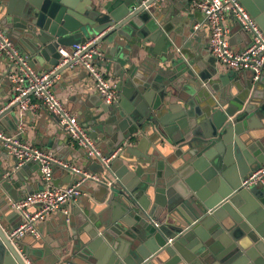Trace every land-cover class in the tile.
Listing matches in <instances>:
<instances>
[{
  "label": "water",
  "instance_id": "water-1",
  "mask_svg": "<svg viewBox=\"0 0 264 264\" xmlns=\"http://www.w3.org/2000/svg\"><path fill=\"white\" fill-rule=\"evenodd\" d=\"M159 1L0 0V28L36 73L75 70L60 48L94 39L118 97L85 128L109 152L127 143L99 165V204L75 229L65 217L52 255L10 236L0 199V264H264V183L241 185L264 163V132H254L264 128V70L239 85L185 42L190 9L168 26ZM239 1L264 33V0ZM133 51L145 52L139 65ZM10 100L0 94V124L16 118ZM39 166L0 167V191L29 168L41 176Z\"/></svg>",
  "mask_w": 264,
  "mask_h": 264
},
{
  "label": "built area",
  "instance_id": "built-area-1",
  "mask_svg": "<svg viewBox=\"0 0 264 264\" xmlns=\"http://www.w3.org/2000/svg\"><path fill=\"white\" fill-rule=\"evenodd\" d=\"M191 8L203 15L202 22L209 30L208 52L218 63L233 71H250L257 80L264 70V33L255 23L239 0H190ZM232 17L250 35V42L240 51H234L229 42L230 29L227 17ZM197 25L196 28H198ZM94 39L75 43L59 50L61 64L71 61V66L82 67L91 77L92 84L106 104L116 102L118 90L116 83L109 80L97 67L101 52L91 47ZM0 57L6 59V78L11 86L9 104L18 102L17 108L23 111L46 109L56 118L57 125L83 153L98 160L103 168H108L112 160L121 154L124 146L119 145L108 153H103L78 117L70 112L56 97L52 89L53 70L36 73L24 56L15 50L6 31L0 28ZM0 141L6 153L15 160L14 169L28 162L38 163L41 171L42 188L26 193L21 199L12 200L11 208L19 213L21 222L10 232L11 237L33 235L39 237L38 224L52 213H62L68 217L70 206L83 194L82 185L93 180L97 183L100 176L77 166H71L55 159L50 152L26 144L18 135H11L0 129ZM54 165L68 168L76 177L66 185L51 183ZM264 183V163L254 170L241 185L250 187Z\"/></svg>",
  "mask_w": 264,
  "mask_h": 264
},
{
  "label": "crops",
  "instance_id": "crops-1",
  "mask_svg": "<svg viewBox=\"0 0 264 264\" xmlns=\"http://www.w3.org/2000/svg\"><path fill=\"white\" fill-rule=\"evenodd\" d=\"M159 3L161 4L159 8L162 9V13H165L164 19L168 26H172L174 24L173 21L177 19V8L184 6L190 9V11H188L190 14L184 13V15L186 17L185 22L191 24L193 32L190 33L189 36H186L185 42L197 47L202 57L210 55L208 52V27L202 22L203 15L189 6L190 0H172L169 4L166 3V0H160ZM169 8L174 9L170 11ZM225 23L230 29L229 42L231 47H233L232 49L234 51H240L245 48L249 43L248 39L246 36L238 33L235 20L229 16L226 18ZM197 25H199L198 28H196ZM2 29L4 28L2 27ZM144 54L145 52H142L141 56H139L133 51L130 55V62L139 65ZM105 62L104 59L97 60V67L104 75L107 71L104 66ZM216 65L221 73L233 71L227 69L218 62ZM115 70L116 66L111 68V71L114 72ZM5 72L6 59L0 57V78ZM233 73L235 76L233 80H236L239 85L245 84L251 80L250 71H233ZM114 78L115 76L112 77V75H110L108 79L115 82ZM229 82L224 88L229 86ZM52 89L56 97L66 108L78 117L83 127H86L88 117H90L89 115L98 110L97 105L104 103L101 96L95 90L91 77L88 76L87 72L82 67H77L75 70H66L56 75L52 81ZM0 92L1 95L6 97H10L11 95V86L6 79L0 81ZM15 112V119H13L11 115H7L4 118V123L0 124V129L3 132L11 135H18L26 144L37 147L45 152H50L55 159L97 175L96 170L99 169L100 165L98 160L87 157L83 151L64 134L57 125L56 118L46 109L38 108L30 112L16 108ZM254 132L256 134L262 133L264 132V128L260 127V124L257 122L256 127H254ZM98 147L103 153H108L110 151L105 145L101 147L99 144ZM14 162V158L6 153L0 141V167L4 169L13 168ZM75 177V173H72L68 168L54 165L52 168L51 183L53 185H66L72 182ZM40 185H42L40 176L36 171H32L29 168L23 176L18 177L13 175L11 177V185L8 189L9 193L5 192L3 189L0 191V199H3L7 205V219L5 222H7L10 231L13 229L12 226H17L21 222L19 213L14 211L10 206L11 201L21 199L26 193L40 189ZM96 186V182L93 180L86 181L82 185L83 194L70 206L68 223L74 229L86 224L92 212V204L96 206L99 204V200L93 197V194L96 193ZM99 196L100 191L97 188V198H99ZM88 211H90V213ZM63 227H65V215L62 213H52L48 215L43 222L38 224L39 237L28 234L25 235L23 239L27 242L29 247L34 246L37 249H41L43 254L52 255L55 253V249L59 248L58 237Z\"/></svg>",
  "mask_w": 264,
  "mask_h": 264
},
{
  "label": "rangeland",
  "instance_id": "rangeland-1",
  "mask_svg": "<svg viewBox=\"0 0 264 264\" xmlns=\"http://www.w3.org/2000/svg\"><path fill=\"white\" fill-rule=\"evenodd\" d=\"M231 48H233V47H231Z\"/></svg>",
  "mask_w": 264,
  "mask_h": 264
}]
</instances>
